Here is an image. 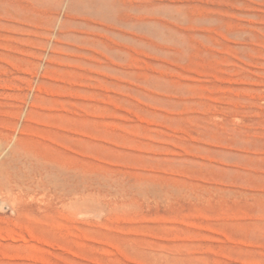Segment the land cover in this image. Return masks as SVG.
Instances as JSON below:
<instances>
[{
  "label": "rangeland",
  "instance_id": "1",
  "mask_svg": "<svg viewBox=\"0 0 264 264\" xmlns=\"http://www.w3.org/2000/svg\"><path fill=\"white\" fill-rule=\"evenodd\" d=\"M0 140V264H264V0H0Z\"/></svg>",
  "mask_w": 264,
  "mask_h": 264
},
{
  "label": "bare ground",
  "instance_id": "2",
  "mask_svg": "<svg viewBox=\"0 0 264 264\" xmlns=\"http://www.w3.org/2000/svg\"><path fill=\"white\" fill-rule=\"evenodd\" d=\"M0 143L3 144L1 140ZM26 155L28 156V154ZM73 169L74 168L68 169L59 165H52V163L49 165L40 164L39 162L36 163L31 158L27 157V159L21 158L15 161L13 164L12 163L9 164L8 166H6L4 172H7L5 173L7 174V181H8V184L6 185H8L9 190L10 189L12 190L14 188L16 189L26 188L30 190L33 189L34 187H42L52 192L54 195L62 198L69 207L73 208L77 205L78 202L77 199L78 179L76 173L74 172L75 169L74 171ZM10 195L11 194H9V197ZM14 202L17 201H13L12 203Z\"/></svg>",
  "mask_w": 264,
  "mask_h": 264
}]
</instances>
